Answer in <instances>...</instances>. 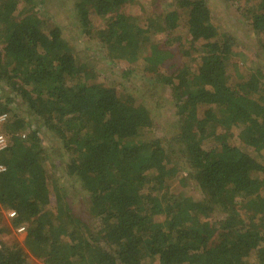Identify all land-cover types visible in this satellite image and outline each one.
Listing matches in <instances>:
<instances>
[{
    "label": "trees",
    "instance_id": "16d2710c",
    "mask_svg": "<svg viewBox=\"0 0 264 264\" xmlns=\"http://www.w3.org/2000/svg\"><path fill=\"white\" fill-rule=\"evenodd\" d=\"M244 1L258 3L250 24L264 34V0ZM25 2L31 0H0V115L12 118L0 152V209L26 227L24 246L7 243L0 228V264H28L29 254L44 264H249L252 257L264 264V72L228 80L234 44L215 26L206 0H174L172 10L145 19L129 11L135 0H75L73 7L79 35L96 38L113 61H126L128 75L161 73L168 53L152 46V33H167L169 46L181 29L198 52L193 73L170 66L162 77L192 169L193 184L185 185L161 139L136 141L152 127L148 109L98 82L60 27L18 13ZM175 49L181 60L189 55ZM14 97L59 134L72 157L64 174L72 182L54 184V208L39 130L24 140L17 134L31 123L8 107ZM219 122L226 132L218 135ZM80 190L95 225L73 214ZM197 191L201 199L191 195ZM216 210L225 217L210 223Z\"/></svg>",
    "mask_w": 264,
    "mask_h": 264
},
{
    "label": "rangeland",
    "instance_id": "374dc122",
    "mask_svg": "<svg viewBox=\"0 0 264 264\" xmlns=\"http://www.w3.org/2000/svg\"><path fill=\"white\" fill-rule=\"evenodd\" d=\"M74 2L75 0H31V2L21 3L18 7V13L25 10L28 14L29 12L36 14L42 24L48 29L55 26L60 27L78 58L87 63L88 67L98 75V82L113 87L119 95L133 94L138 99V102L148 109L152 117V127L146 129L136 141L146 142L153 139H161L166 152L167 150L171 151L173 160L179 163L177 167L180 173L177 176L179 177V183L185 185L191 179L192 169L187 164L184 154L181 153L180 149H183L184 146L181 143L179 144L176 139L180 125L176 119V102L173 91L169 86L164 85L162 80L171 71H166L170 66H173L170 68L175 71L185 68L193 73L197 69L198 52L190 50V46L186 42V34L181 29H179L180 33H174L176 38L169 46H165V43L173 38H170L167 33H152L150 36L152 46H156L158 51L161 50L168 53L165 54V59H163L161 73L153 79L142 78L143 76L132 73L128 75L126 73L128 63L126 61H113L108 55L106 48L96 38L94 39L95 41H90L86 36L79 35L73 17L75 15ZM206 2L214 16V23L219 32L229 35L234 44L232 53L227 60L228 80L237 81V78L251 70L262 69L264 72V34L255 33L250 24L251 13L258 11V3H247L244 0H206ZM173 3L174 0H135L134 4L130 5L129 11L145 19L146 16L153 17V15L172 10ZM152 13L154 14L151 15ZM101 25L102 22L99 23V26ZM177 45L180 46L182 51L189 52V55L184 56L182 60L177 54L178 50L175 49ZM174 67L177 68L174 69ZM2 91L0 89V97L1 93H3ZM5 96L13 98V94L9 91L5 93ZM13 100L15 102L9 104L8 107L31 123L25 131L17 133L18 135L21 133V139H26L30 131L39 130L38 137L41 141L42 149L45 151L44 165L50 182V205L51 208H54L56 206L55 193H57L54 184L68 186L72 182L66 175L64 176L65 165L72 157L65 152L63 141L59 134L45 128L40 119L33 117L20 98L14 97ZM217 116L218 118L223 117L219 112H217ZM10 121H12V118L8 114V120L0 123V134L5 135L7 139L9 137L7 136L6 126ZM216 132L218 135L224 134L226 127L219 122L217 123ZM233 141H237L236 134H234ZM240 147L245 150V147L241 145ZM247 150L249 151V149ZM187 191L190 194V190L187 189ZM86 195L80 190V192L72 196V199H76V211L73 210V214L77 218L95 225L96 221L89 216L90 214H88L86 208L88 206L87 202L84 201L86 200ZM191 195L193 198H202L200 191H197V195L193 193ZM10 212V210L0 209V228L4 227L7 229L3 239L9 244L13 241H19L24 246L26 232H17V226L14 225L15 217H11ZM224 217L225 214L216 210L208 218V221L214 223ZM255 260L254 257L250 258L249 264H256ZM28 264L44 263L29 254Z\"/></svg>",
    "mask_w": 264,
    "mask_h": 264
},
{
    "label": "built area",
    "instance_id": "2783aa9c",
    "mask_svg": "<svg viewBox=\"0 0 264 264\" xmlns=\"http://www.w3.org/2000/svg\"><path fill=\"white\" fill-rule=\"evenodd\" d=\"M7 119H8L7 113H3L0 115V123L6 122ZM23 137H25V136L23 135ZM7 146H8L7 137L5 135L0 134V152L5 150V148H7ZM5 171H6V167L3 165H0V174L4 173ZM10 216L15 217L16 216L15 212L11 211ZM17 232L18 233H25L26 228L24 226H20L19 228H17Z\"/></svg>",
    "mask_w": 264,
    "mask_h": 264
}]
</instances>
